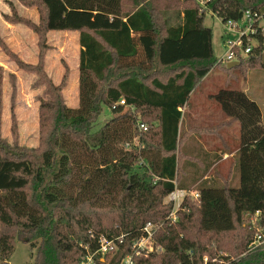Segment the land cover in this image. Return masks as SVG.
I'll list each match as a JSON object with an SVG mask.
<instances>
[{
	"label": "trees",
	"instance_id": "16d2710c",
	"mask_svg": "<svg viewBox=\"0 0 264 264\" xmlns=\"http://www.w3.org/2000/svg\"><path fill=\"white\" fill-rule=\"evenodd\" d=\"M156 1L39 0L44 30L79 31V104L68 105L62 84L42 72L39 144H9L0 134V264H10L17 241L31 243L32 264H81L89 254L95 264H123L129 255L137 264H214L205 261L209 249L200 234L217 237L237 225L246 230L252 223L245 219L257 211L264 229V117L258 101L241 89H222L213 96L229 120L207 127L183 123L191 93L226 63L214 54L206 16L245 25L250 12L255 32L242 36L236 52L251 44L248 38L256 44L233 66L246 72L264 66V0H178L183 7L173 24L164 13L173 4L161 10ZM81 11L91 12L90 22L68 25L69 15ZM1 81L0 74V93ZM104 106L112 116L95 130ZM235 121L240 139L231 146L220 129ZM203 134L223 140L202 143L206 161L191 153L198 147L191 140ZM235 149L231 174L222 180L217 168L224 152ZM177 188L196 190L199 197L187 195L173 221L174 204L167 198ZM147 222L156 225L157 249L138 254L135 243ZM250 232L235 256H220L222 264H264V245L250 249L255 230ZM102 236L114 241V250L100 252Z\"/></svg>",
	"mask_w": 264,
	"mask_h": 264
},
{
	"label": "rangeland",
	"instance_id": "374dc122",
	"mask_svg": "<svg viewBox=\"0 0 264 264\" xmlns=\"http://www.w3.org/2000/svg\"><path fill=\"white\" fill-rule=\"evenodd\" d=\"M169 4H173L172 9L164 11L165 17L171 24L177 23L180 21L177 12L183 5L178 0L156 1V5L161 10ZM90 14L89 11H81V14L72 13L68 17V25L79 21L90 22ZM44 19L45 9L39 0H0V74L2 76L0 134L9 144L17 142L27 147L39 144L40 100L46 97L43 73L54 84H62V93L68 105L79 104V31L75 26L61 31H46ZM205 24L213 30V48L217 58H225L232 45H241L239 41L241 31H246L244 23L239 27L226 25L217 15L209 13ZM35 27L41 31L36 30ZM254 32L255 29L250 33ZM248 41H251L252 45L256 44L255 40L248 38ZM235 60L236 58L230 61ZM224 61L226 62V59ZM227 64L228 61L223 63V67L213 68L191 93L184 112L185 128L190 125L213 126L228 117L219 101L213 96L222 89L233 88L245 91L258 101L264 116V66L241 72L239 68L228 67ZM111 116L110 108L104 106L95 130L104 125ZM233 128L234 134L227 141L231 146L240 139L238 121L234 123ZM197 137L191 140L198 146L191 153L200 160L206 161L203 157L206 156L207 150L202 148L205 139L211 146L219 141L223 144V140L218 135L203 134ZM195 185H192V188H196ZM239 185L240 172L238 166H235L233 186ZM248 222L252 223H250L252 227L247 226L246 230L237 225L233 231L217 237L200 234L199 239L209 249L207 253L210 256L206 255L205 261L222 264L220 257L222 254L235 256V253L246 244L243 236L250 234V229L252 232L255 230L254 236L260 231L261 225L257 223L255 217L246 218L244 224ZM105 225L111 226V223L107 221ZM194 231L192 229V232ZM32 253L34 250L30 242L17 241L10 264H32L34 258Z\"/></svg>",
	"mask_w": 264,
	"mask_h": 264
},
{
	"label": "built area",
	"instance_id": "2783aa9c",
	"mask_svg": "<svg viewBox=\"0 0 264 264\" xmlns=\"http://www.w3.org/2000/svg\"><path fill=\"white\" fill-rule=\"evenodd\" d=\"M204 1L205 0H201L202 5H204ZM246 18L249 20V23H246L244 25V27H246V31H241L240 38H239L241 45L234 44L231 46V48L228 50L226 57L222 58L223 60L226 59V62L227 61L229 62L230 60H232L234 58H236V60H237L239 55L244 56L252 50V44H248L245 46L244 49H240L239 54L235 50L236 47L241 48V46L243 44L242 36L244 34L248 35V33L254 31V28H252V25H251L252 23H250V21L252 19L250 12L246 13ZM227 25L236 26V27L240 26V25L233 24L231 22L228 23ZM246 32H248V33H246ZM121 103H123V104L125 103L124 99L121 100ZM139 127H140V129H143V130L148 129V125H146L145 123H140ZM187 195H192L196 198L199 197V193L196 190H184V189H179V188L175 189L173 192H171L169 194L167 200L173 202V204H174L173 210L170 214V217L172 218L173 221H175L177 219V211L180 209L182 202L184 201V199L186 198ZM259 215H260V212L257 211L255 214V217L257 218ZM259 228H260V231L259 232L257 231L253 241L250 243V246H249L250 249H254L258 246L264 245V231H263L264 229H261V227H259ZM143 230H144L143 237L135 243V246L138 249L137 250L138 254L140 253L141 250L155 251L157 249V247L153 241V236H154V233L156 231V225L152 222H147L146 225L144 226ZM100 242H101L100 252L102 254H105L108 251H112L115 249V244H114V241L112 239L108 240L107 238L102 236L100 238ZM81 264H95V261L93 260V255L89 254L87 256V259L85 260V262H82ZM123 264H137V263L134 260L133 256L129 255L125 258Z\"/></svg>",
	"mask_w": 264,
	"mask_h": 264
},
{
	"label": "crops",
	"instance_id": "0c3cea01",
	"mask_svg": "<svg viewBox=\"0 0 264 264\" xmlns=\"http://www.w3.org/2000/svg\"><path fill=\"white\" fill-rule=\"evenodd\" d=\"M257 101V100H256ZM186 110V106L183 108V111L185 112ZM208 112V111H206ZM264 117V116H263ZM188 119V118H187ZM226 120H229V117L223 119L221 122L217 123L216 125L218 124H221L223 123L224 121ZM237 121H235L234 123H236ZM233 124L231 125H222V128L220 129L222 132L220 136H222V139L223 140H229L228 138H231L232 137V134L233 133ZM191 126V125H190ZM189 126V127H190ZM215 126V125H213ZM207 127V126H206ZM237 130V128H236ZM238 132V130H237ZM212 135H217V134H212ZM207 141V139H205L203 141V143ZM237 152V150H233L231 151V153L229 152H224V155L220 161V165L219 167L217 168V174H218V177L221 178L222 180L226 179L230 174H231V170H232V161H231V157ZM222 164V165H221ZM210 176V173H207L206 177H209Z\"/></svg>",
	"mask_w": 264,
	"mask_h": 264
},
{
	"label": "water",
	"instance_id": "95a60500",
	"mask_svg": "<svg viewBox=\"0 0 264 264\" xmlns=\"http://www.w3.org/2000/svg\"><path fill=\"white\" fill-rule=\"evenodd\" d=\"M238 60H235V61H229L228 62V67H232V66H235V65H237L238 64ZM263 63H264V53H263Z\"/></svg>",
	"mask_w": 264,
	"mask_h": 264
}]
</instances>
